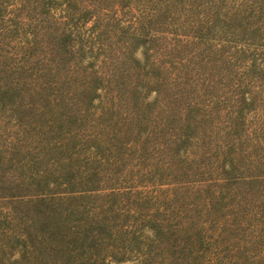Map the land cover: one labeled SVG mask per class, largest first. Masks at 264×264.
<instances>
[{"label": "trees", "instance_id": "1", "mask_svg": "<svg viewBox=\"0 0 264 264\" xmlns=\"http://www.w3.org/2000/svg\"><path fill=\"white\" fill-rule=\"evenodd\" d=\"M22 1L29 15L6 30L17 72L0 69V117L15 126L0 141V264H103L105 244L114 262L184 248L201 212L221 225L233 207L223 203L241 206L257 178L238 173L237 154L246 140L264 145V0ZM201 62L215 80L200 77ZM133 167L140 181L180 184L174 201L206 169L188 195L201 209L177 205L175 220L149 210Z\"/></svg>", "mask_w": 264, "mask_h": 264}, {"label": "rangeland", "instance_id": "2", "mask_svg": "<svg viewBox=\"0 0 264 264\" xmlns=\"http://www.w3.org/2000/svg\"><path fill=\"white\" fill-rule=\"evenodd\" d=\"M32 2V0H31ZM22 0H0V63L3 65L1 68L6 69L8 67L11 70H15V65L17 64L16 52L14 49L15 40L13 36L10 35L6 30L12 26V19L18 14L19 21L25 20L23 16H26V9L24 7ZM26 2V6H27ZM35 3L32 2V5ZM55 16V19L60 20L62 17L61 7H55L51 11ZM29 15V13H27ZM54 17L52 16V20ZM61 22L69 23L62 19ZM91 25L88 22L84 27L82 35L86 34V29ZM82 31V32H83ZM212 44H217V41L212 42ZM139 58H142L141 52L137 53ZM88 57L85 58V64L89 62ZM201 68L197 71L201 73V78L209 79L212 78V74L209 71L211 67L205 62H201ZM213 68V66H212ZM11 72V71H10ZM15 72H17L15 70ZM14 74V72H12ZM196 71H190L189 77H194L192 80L196 79ZM214 80L216 79V73H214ZM200 78V79H201ZM157 94L154 92L149 93V98H155ZM189 96H192V92H189ZM107 94L101 92L100 100L94 102L96 105V112L99 113L101 107L106 105ZM167 103H169L167 101ZM249 116V115H248ZM13 120L7 118L6 114H2L0 117V141L4 139L3 132H8V130L13 128ZM15 128V126H14ZM247 134V132H246ZM248 137V136H246ZM251 137V136H250ZM245 153V154H243ZM236 168L238 173L242 177L247 179H254L249 186L243 188V193L240 191L239 200L241 201V206L238 203L227 200L223 203V206L228 205L233 206L228 210L223 212V219L220 220L221 225L213 223L211 217H207L201 212L202 216L199 217L198 224V234L180 236L181 239L185 241L192 239V242L186 244V247L182 248L176 244L175 248L170 247V245L163 244L161 246L153 245L152 248L143 250H133L128 252L126 255L128 260L121 262H114L111 260L110 254L107 252L108 247L101 249L100 255L103 257V264H264V220H260L255 213V210L264 208V145L255 146L252 148V142L246 140L242 144L241 152L239 151L236 157ZM146 168L153 167L154 165L160 166V162L151 159L147 161ZM149 164V166L147 165ZM206 169H202L199 175L196 176L194 182L189 186L190 188L186 191L184 190L183 195L179 197L177 201L173 199L169 200L173 190L176 188L177 183L173 181H161L155 182L154 179L148 175L146 180H138V170L133 167V172L129 174L132 177H136L132 186L134 190L140 191L143 196H146L149 202H146L144 206H147L149 210H155L160 208L169 220H175L177 213L175 208L177 205L192 202V205H198V209L202 207V196H196V198H190L189 191L192 186H200L201 183L206 182L204 180L208 178L206 174ZM195 190V188H194ZM189 209V208H187ZM146 212V210H142ZM152 212V211H149ZM133 213L130 212L128 216L123 217L124 226L128 227L130 230V221L133 219L131 217ZM190 214L194 215L193 211ZM187 216L188 214L183 213L182 216ZM138 234L142 236V240H146L147 237H152V233L149 228L142 225L137 230ZM126 235V234H124ZM172 238V237H170ZM178 240H175L177 242ZM120 241L118 240L116 244L119 246ZM113 248L114 247H108Z\"/></svg>", "mask_w": 264, "mask_h": 264}]
</instances>
